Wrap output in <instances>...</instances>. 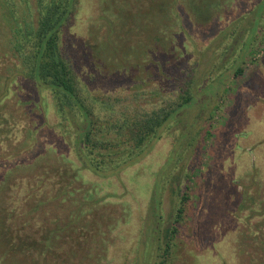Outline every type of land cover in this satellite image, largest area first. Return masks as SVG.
I'll return each mask as SVG.
<instances>
[{"label": "rangeland", "instance_id": "374dc122", "mask_svg": "<svg viewBox=\"0 0 264 264\" xmlns=\"http://www.w3.org/2000/svg\"><path fill=\"white\" fill-rule=\"evenodd\" d=\"M80 4L61 48L85 91L145 105L192 71L201 94L119 172L94 171L16 48L38 0H0V264H157L180 189L169 264H264V0Z\"/></svg>", "mask_w": 264, "mask_h": 264}, {"label": "trees", "instance_id": "16d2710c", "mask_svg": "<svg viewBox=\"0 0 264 264\" xmlns=\"http://www.w3.org/2000/svg\"><path fill=\"white\" fill-rule=\"evenodd\" d=\"M80 1L38 0L41 6L38 24L16 48L23 59L27 77L37 86L51 91L62 117L77 128L75 147L83 164L98 172H119L151 139L158 137L170 119L192 105L201 93L195 90L192 71L175 98L170 99L169 94L162 95L160 88L156 87L157 90L149 93L153 95V102L145 105L139 101L124 105L125 99L93 96L85 91L61 48L64 33L80 9ZM226 57L229 59L230 56ZM243 73L240 66L233 74L237 77ZM134 95V100H138L140 94ZM185 191L178 190L180 200L171 215L173 219L164 229L159 227L157 264L171 263L189 199Z\"/></svg>", "mask_w": 264, "mask_h": 264}]
</instances>
